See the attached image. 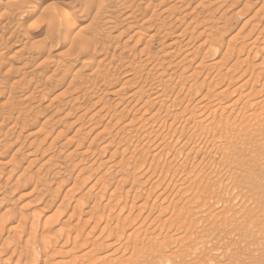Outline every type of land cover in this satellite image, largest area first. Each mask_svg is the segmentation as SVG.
Returning a JSON list of instances; mask_svg holds the SVG:
<instances>
[{
	"label": "rangeland",
	"instance_id": "374dc122",
	"mask_svg": "<svg viewBox=\"0 0 264 264\" xmlns=\"http://www.w3.org/2000/svg\"><path fill=\"white\" fill-rule=\"evenodd\" d=\"M89 1L0 0V264H264V0Z\"/></svg>",
	"mask_w": 264,
	"mask_h": 264
},
{
	"label": "bare ground",
	"instance_id": "6f19581e",
	"mask_svg": "<svg viewBox=\"0 0 264 264\" xmlns=\"http://www.w3.org/2000/svg\"><path fill=\"white\" fill-rule=\"evenodd\" d=\"M14 1H15V0H14ZM61 1H62V0H61ZM97 1H98V0H97ZM97 1H96V0H91V1L87 2V4L84 6V11L87 12L88 14H89V13L91 14V12H93V10L97 8V5H99L98 3L100 2V0H99L98 2H97ZM10 2H11V1H10ZM12 2H13V1H12ZM39 2H40V0H39ZM54 2H55V1H54ZM210 2H211V1H210ZM52 3H53V1H52L50 4H52ZM64 3H65V2H64ZM70 3H71V2H70ZM124 3H125V2H124ZM212 3H213V2H212ZM216 3H217V2H216ZM65 4H67V2H66ZM77 4H78V6H79V3H77ZM210 4H211V3H210ZM43 5H44V3H43ZM52 5H53V4H52ZM70 5H72V4H70ZM108 5H109V4H108ZM123 5H124V4H123ZM47 6H49V4H48ZM54 6H55V5H54ZM66 6H67V5H66ZM72 6H73V5H72ZM78 6H77V7H78ZM234 6H235V5H234ZM40 7H42V2L38 3V4L35 6V8H34V10H33V13H36L39 9H41ZM261 7H262V6H261ZM261 7H260V8H261ZM52 8H55V7H52ZM82 8H83V7H82ZM127 8H128V7H127ZM141 8H142V7H141ZM229 8H230V7H229ZM260 8H259V9H260ZM45 9H47V8L45 7ZM45 9H42V10H45ZM104 9H105V8H104ZM106 9H109V8H106ZM118 9H119V8H118ZM125 9H126V8H125ZM167 9H168V8H167ZM259 9H257V11H258ZM230 10H231V9H230ZM31 12H32V11H31ZM95 12H96V11H95ZM121 12H122V10H121ZM135 12H136V11H135ZM231 12H232V11H231ZM33 13H32V14H33ZM93 13H94V12H93ZM108 13H109V12H108ZM36 14H37V13H36ZM90 14H89V15H90ZM119 14H120V13H119ZM131 14H132V13H131ZM162 14H163V13H162ZM225 14H227V13L225 12ZM238 14H239V13H238ZM255 14H256V13H255ZM257 14H258V13H257ZM5 15H6V14H5ZM93 15H94V14H93ZM106 15H107V14H106ZM127 15H128V14H127ZM140 15H141V14H140ZM233 15H236V14H233ZM233 15H232V17H233ZM34 16H35V14H34ZM34 16H33V17H34ZM49 16H50V15H49ZM54 16H55V15H54ZM107 16H108V15H107ZM120 16H121V15H120ZM128 16H129V15H128ZM253 16H254V15H253ZM33 17H32V18H33ZM52 17H53V16H52ZM150 17H151V16H150ZM249 17H250V16H249ZM255 17H256V15H255ZM255 17H254V20H253L252 16H251V18L248 19V21H249L250 23H253V25H254V23H255L256 20H257V19L255 20ZM3 18H4V16H3ZM32 18H31V19H32ZM36 18H37V17H36ZM38 18H39V17H38ZM38 18H37V19H38ZM93 18H94V17H93ZM124 18H125V17H124ZM256 18H258L257 21H258L259 23H264V14H261V15H259V16L256 17ZM132 19H133V17H132ZM138 19H139V18H138ZM52 20H53V19H52ZM98 20H99V19H98ZM234 20H235V19H234ZM50 21H51V20H50ZM53 21H54V20H53ZM57 21H58V20H57ZM96 21H97V20H96ZM108 21H110V20H108ZM125 21H126V20H125ZM141 21H142V20H141ZM27 22H28V21H27ZM61 22H62V21H61ZM98 22H100V21H98ZM128 22H129V21H128ZM20 23H21V22H20ZM101 23H102V22H101ZM101 23H100V24H101ZM104 23H105V22H104ZM163 23H164V21H163ZM55 24H57V23H55ZM122 24H123V23H122ZM155 24H156V23H155ZM256 24H257V23H256ZM256 24H255V25H256ZM25 26H26V25H25ZM54 26H56V25H54ZM54 26H53V28H54ZM61 27H62V26H61ZM106 27H108V26H106ZM109 27H110V25H109ZM111 27H112V26H111ZM136 27H137V25H136ZM254 27H255V26H254ZM49 28H50V30H51V26H50ZM125 28H126V27H125ZM145 28H146V27H145ZM255 28H257V27H255ZM157 29H158V28H157ZM157 29H156V30H157ZM26 30H27V28H26ZM109 30H110V29H109ZM0 31H1V30H0ZM6 31H7V30H6ZM30 31H31V30H30ZM112 31H114V30H112ZM159 31H160V30H159ZM52 32H54V31H52ZM107 32H108V31H107ZM139 32H140V31H139ZM142 32H143V31H142ZM156 33H157V32H156ZM203 33H204V32H203ZM260 33H261V32H260ZM34 37H35V36H34ZM32 39H33V38H32ZM21 40H22V39H21ZM38 40H39V39H38ZM40 40H41V39H40ZM31 41H32V40H31ZM36 41H37V39H36ZM28 42H29V41H28ZM25 43H26V42H25ZM15 44H16V43H15ZM13 46H14V44H13ZM28 46H29V45H28ZM85 46H86V45H85ZM5 47H6V46H5ZM11 47H12V46H11ZM21 47H22V46H21ZM37 47H38V46H37ZM248 47H249V46H248ZM253 47H254V46H253ZM27 49H28V48H27ZM27 49H26V50H27ZM42 49H43V48H42ZM243 49H244V48H243ZM243 49H242V50H243ZM44 50H45V49H44ZM44 50H43V51H44ZM61 53H62V52H61ZM97 53H98V52H97ZM99 53H100V52H99ZM66 54H67V53H66ZM206 54H207V53H206ZM56 55H57V54H56ZM122 55H123V54H122ZM250 55H251V54H250ZM59 56H60V55H59ZM72 56H73V55H72ZM154 56H155V55H154ZM66 57H67V56H66ZM74 57H75V56H74ZM147 57H148V56H147ZM156 57H157V56H156ZM158 57H159V56H158ZM62 58H63V57H62ZM104 59H106V58L104 57ZM164 59H165V58H164ZM164 59H163V60H164ZM171 59H172V58H171ZM239 59H240V58H239ZM7 60H8V58H7ZM70 60H71V59H70ZM131 60H132V59H131ZM240 60H241V59H240ZM152 61H153V60H152ZM157 61H158V60H157ZM101 62H102V60H101ZM133 63H134V62H133ZM235 63H237V62L235 61ZM10 64H11V63H10ZM12 64H13V63H12ZM53 64H54V63H53ZM64 64H65V63H64ZM128 65H129V64H128ZM128 65H127V66H128ZM161 65H162V64H161ZM4 66H5V65H4ZM7 66H8V65H7ZM11 66H12V65H11ZM127 66H125V67H127ZM154 66H155V64H154ZM8 67H9V69H12V68L10 67V65H9ZM8 67H7V69H8ZM14 67H15V66H14ZM145 67H146V65H145ZM2 68H3V67H2ZM86 68H87V67H86ZM152 68H153V67H152ZM152 68H151V69H152ZM141 69H142V68H141ZM132 70H133V69H132ZM149 70H150V69H149ZM154 70H155V69H154ZM166 70H167V69H166ZM78 71H79V70H78ZM81 71H82V70H81ZM150 71H151V70H150ZM73 72H74V71H73ZM75 72H77V71H75ZM79 72H80V71H79ZM95 72H96V71H95ZM119 72H120V71H119ZM133 72H134V71H133ZM142 72H143V71H142ZM148 72H149V71H148ZM156 72H157V71H156ZM67 73H68V72H67ZM77 73H78V72H77ZM91 73H92V72H91ZM149 73H150V72H149ZM152 73H153V72H152ZM145 74H146V73H145ZM153 74H154V73H153ZM78 75H79V73H78ZM90 75H91V74H90ZM123 75H124V74H123ZM127 75H128V73H127ZM54 76H55V75H54ZM91 76H92V75H91ZM91 76H90V77H91ZM96 76H97V75H96ZM124 76H125V75H124ZM147 76H148V74H147ZM56 77H57V76H56ZM60 77H61V76H60ZM61 78H62V77H61ZM104 81H105V80H104ZM194 83H195V82H194ZM125 85H126V84H125ZM143 86H144V85H143ZM197 86H198V84H197ZM106 87H107V86H106ZM154 87H155V86H154ZM121 88H122V87H121ZM121 88H120V90H121ZM124 88H125V87H124ZM138 88H139V87H138ZM138 88H137V89H138ZM197 88H198V87H197ZM101 89H102V88H101ZM131 89H132V88H131ZM137 89H136V90H137ZM158 89H160V88H158ZM102 90H103V89H102ZM136 90H135V91H136ZM191 90H192V89H191ZM164 91H165V90H164ZM199 91H200V89H199ZM232 91H233V90H232ZM237 91H238V90H237ZM122 92H123V91H122ZM150 92H151V91H150ZM114 93H115V92H114ZM116 93H117V92H116ZM132 93H133V92H132ZM230 93H232V92H230ZM119 94H120V93H119ZM164 94H165V92H164ZM196 94H197V93H196ZM218 94H219V93H218ZM226 94H227V93H226ZM232 94H233V93H232ZM232 94H231V95H232ZM234 94H236V93L234 92ZM234 94H233V95H234ZM229 95H230V94H229ZM229 95H228V96H229ZM233 95H232V96H233ZM133 96H134V95H133ZM135 96H136V95H135ZM234 96H235V95H234ZM141 97H143V95H142ZM239 98H240V97H239ZM133 99H134V98H133ZM139 99H140V98H139ZM141 99H142V98H141ZM237 99H238V98H237ZM239 100H241V99H239ZM234 101H235V100H234ZM237 101H238V100H237ZM116 103H118V102H116ZM235 103H236V102H235ZM17 104H18V103H17ZM129 104H130V103H129ZM231 104H232V103H231ZM233 104H234V103H233ZM142 106H143V105H142ZM131 108H132V107H131ZM141 108H142V107H141ZM14 110H15V109H14ZM213 112H214V111H213ZM59 113H60V112H59ZM214 113H215V112H214ZM78 118H79V117H78ZM164 123H165V122H164ZM75 124H76V121H75ZM73 125H74V124H73ZM84 129H85V128H84ZM76 130H77V129H76ZM84 131H85V130H84ZM82 132H83V131H82ZM213 139H214V138H213ZM213 139H210V140H213ZM215 139H216V138H215ZM152 141H153V140H152ZM162 141H163V140H162ZM217 141H218V140H217ZM67 142H68V141H67ZM207 142H208V141H207ZM207 142H205V143H207ZM209 142H210V141H209ZM212 142H213V141H212ZM212 142H211V143H212ZM188 143H190V142H188ZM194 143H196V141L193 142L192 146L194 145ZM205 143H204V145H205ZM213 143H214V142H213ZM65 144H66V143H65ZM68 144H69V143H68ZM171 144H172V143H171ZM169 145H170V144H169ZM195 145H196V144H195ZM195 145H194V147H195ZM197 145H198V144H197ZM197 145H196V147H197ZM172 146H173V145H172ZM189 146H190V145H189ZM175 147H176V146H175ZM194 147H193V150H194ZM201 147H203V146L201 145ZM211 147H212V146H211ZM183 148H184V147H183ZM199 148H200V147H199ZM199 148H198V149H199ZM171 149H173V148H171ZM190 149H191V148H190ZM196 149H197V148H196ZM196 149H195V150H196ZM198 149H197V154H198ZM201 149H202V148H201ZM205 149H206V146H205ZM205 149H204V150H205ZM89 150H90V149H89ZM152 150H153V149H152ZM193 150H192V152H193ZM204 150H202V151H204ZM190 151H191V150H190ZM190 151H189V152H190ZM200 151H201V150H200ZM202 151H201V153H202ZM209 151H210V147H209ZM181 153H183V152L181 151ZM86 154H87V153H86ZM188 154H189V153H188ZM191 154H192V153H191ZM197 154H196V155H197ZM87 155H88V154H87ZM176 155H177V154H176ZM100 156H101V155H100ZM177 156H178V155H177ZM179 156H181V155L179 154ZM185 156H186V155H185ZM206 156H207V155H206ZM161 157H162V156H161ZM168 157H169V156H168ZM194 157H195V159H196L197 156H194ZM209 157H210V156H209ZM101 158H102V157H101ZM179 158H180V157H179ZM96 159H97V158H96ZM171 159H172V158H171ZM177 159H178V158H177ZM184 159H187V157H186V158L184 157ZM202 159H203V158H202ZM202 159H201V161H203ZM190 160H192V159H190ZM190 160H189V161H190ZM179 161H181V160L179 159ZM182 161H183V160H182ZM192 161H194V160H192ZM201 161H200V162H201ZM206 161H207V160H206ZM211 161H212V160H211ZM107 162H108V161H107ZM185 162H188V161L185 160ZM200 162H199V165L202 163V162H201V163H200ZM103 163H104V162H103ZM111 163H112V162H111ZM112 164H113V163H112ZM116 164H117V163H116ZM188 164L190 165V163H188ZM102 165H104V164H102ZM105 165H106V163H105ZM175 165H176V164H175ZM175 165H174V166H175ZM191 165H192V163H191ZM196 165H197V164H196ZM196 165L194 164L195 167H196ZM185 166H187V164H186ZM194 166H193V167H194ZM176 167L179 168L178 166H176ZM108 168H109V167H108ZM114 168H116V167H114ZM182 168H183V167H182ZM190 168H191V167H190ZM212 168H213V167H212ZM174 169H175V168H174ZM185 169L187 170L188 167L185 168ZM196 169H197V167L194 168V169H192V170H194V171H193V173H191V174L194 175V172L197 171ZM201 169H202V167H201ZM176 170H177V169H176ZM182 170H183V169H182ZM188 170H189V169H188ZM190 170H191V169H190ZM190 170H189V171H190ZM192 170H191V171H192ZM219 170H220V169H219ZM178 171H180V169H179ZM183 171H184V170H183ZM191 171H190V172H191ZM198 171H199V170H198ZM198 171H197V172H198ZM212 171H214V169H213ZM203 172H204V171H203ZM200 173H202V170L200 171ZM200 173H198V174H200ZM210 173H212V172H210ZM220 173H221V172H220ZM202 174H203V173H202ZM202 174H201V175H202ZM216 174H218V172H217ZM144 175H145V174H144ZM144 175L142 174V176H144ZM189 175H190V174H189ZM196 175H197V173H196ZM210 175H211V174H210ZM212 175L214 176V174H212ZM212 175H211V176H212ZM55 176H56V174H55ZM186 176H187V175H186ZM199 176H200V175H199ZM199 176L197 175V177H198L197 179H199ZM211 176H210V177H211ZM213 176H212V177H213ZM139 177H140V176H139ZM179 177H180V176H179ZM188 177H189V176H188ZM191 177H192V176H191ZM216 177H217V176H215L214 178H216ZM19 178H20V177H19ZM101 178H102V177H101ZM142 178H143V177H142ZM214 178H212V179H214ZM219 178H221V177H219ZM139 179H140V178H138V180H139ZM165 179H166V178H165ZM189 179H190V178H189ZM191 179H192V178H191ZM191 179H190V180H191ZM209 179H210V178H209ZM20 180H21V179H20ZM22 180H23V179H22ZM36 180H37V179H36ZM103 180H104V179H103ZM118 180H119V179H118ZM190 180H189V181H190ZM192 180H193V179H192ZM192 180H191V181H192ZM17 181H18V180H17ZM40 181H41V180H40ZM120 181H121V180H120ZM134 181H135V180H134ZM139 181H140V180H139ZM163 181H165V180H163ZM187 181H188V180H187ZM35 182H36V181H35ZM118 182H119V181H118ZM132 182H133V181H132ZM157 182H158V181H157ZM161 182H162V181H161ZM230 182H232V181L230 180ZM230 182H229V183H230ZM40 183H41V182H40ZM155 183H156V182H155ZM99 184H100V183H99ZM118 184H119V183H118ZM131 184H132V183H131ZM135 184H137V183H134V184H132V185H135ZM163 184H164V183H163ZM163 184H162V185H163ZM132 185H131V187H132ZM195 185H196V184H194V186H195ZM198 185H199V184H198ZM198 185H196V186H198ZM234 185L236 186L235 183H233V186H234ZM93 186H95V185H93ZM119 186H120V185H119ZM144 186H145V185H144ZM160 186H161V185H160ZM194 186H192V187H194ZM200 186H201V184H200ZM202 186H203V185H202ZM202 186H201V187H202ZM233 186H232V187H233ZM104 187H105V186H104ZM151 187H152V186H151ZM198 187H199V186H198ZM198 187H196V189H200V188H201V187H200V188H198ZM203 187H204V186H203ZM118 188H119V187H118ZM132 188H134V186H133ZM71 189H73V188H71ZM194 189H195V188H194ZM203 189H204V188H202V190H203ZM232 189H234V188H232ZM235 189H236V188H235ZM126 190H128V189H126ZM187 190H188V189H187ZM202 190H201V191H202ZM91 191H92V190H91ZM98 191H99V190H98ZM196 191L198 192V190H196ZM204 191H205V190H204ZM129 192H130V191H129ZM189 192L192 193L193 190H192V191L189 190ZM194 192H195V190H194ZM199 192H200V190H199ZM199 192H198V195H199ZM227 192H228V191H227ZM200 193H203V191L200 192ZM228 193H229V192H228ZM228 193H227V194H228ZM67 194H68V193H67ZM127 194H128V193H127ZM127 194H126V195H127ZM162 194H163V193H162ZM188 194H189V193H188ZM194 194H195V193H194ZM192 195H193V194H192ZM196 195H197V193H196ZM230 195H231V193H230ZM66 196H67V195H66ZM93 197H94V195H93ZM96 197H97V196H96ZM134 197H136V196L134 195ZM103 198H104V197H103ZM137 198H138V197H137ZM193 198H194V199H193L194 201H197V202L199 201V200H195V199H197L198 197L195 198V197L193 196ZM99 199H100V198H99ZM128 199H129V198H128ZM133 199H135V198H133ZM166 199H167V198H166ZM156 200H157V199H156ZM134 201H135V200H134ZM191 201H192V199H191ZM191 201H189V202H191ZM63 202H64V201H63ZM199 202H201V201H199ZM120 203H121V202H120ZM196 204H200V203H196ZM68 205H69V204H68ZM106 205H107V204H106ZM107 206H108V205H107ZM59 210H60V209H59ZM165 210H167V209H165ZM202 210H203V209H202ZM63 211H65V210L63 209ZM56 212H57V211H56ZM58 212H59V211H58ZM58 212H57V213H58ZM75 212H76V209H75ZM164 212H165V211H164ZM57 213H55L54 216H58V215L60 214V213H58V215H56ZM62 213H63V212H62ZM74 214H75V213H74ZM3 216H4L3 219H5V217H6L7 215L5 216V214H4ZM54 216H53V217H54ZM70 216H71V215H70ZM1 217H2V216H1ZM40 217H41V215H40ZM49 217H50V216H49ZM53 217H52V219H53ZM71 217H72V216H71ZM71 217H70V218H71ZM38 218H39V215H38ZM54 219H55V218H54ZM49 220H51V219H49ZM35 221H36V220H35ZM68 221H70V220H68ZM18 223H20V222H18ZM33 223H35V222H33ZM48 223H49V222H48ZM66 223H67V222H66ZM21 224H22V223H21ZM45 224H46V223H45ZM15 225H16V224H15ZM19 226H20V225H18V228H19ZM22 226H23V225H21L20 228H21ZM16 227H17V226H16ZM45 227H46V226H45ZM23 228H24V226L22 227V229H23ZM25 228H26V227H25ZM47 229H48V228H47ZM20 230H21V229H20ZM20 230H19V231H20ZM53 230H54V229H53ZM15 231H16V230H15ZM21 231H22V230H21ZM45 232H46V231H45ZM47 232H48V231H47ZM93 232H94V231H93ZM50 233H51V232H50ZM52 233H53V232H52ZM20 234H21V233H20ZM33 235H34V233H33ZM92 235H93V234H92ZM92 235H91V237H92ZM22 236H23V234H22ZM60 236H61V235H60ZM60 236H59V237H60ZM33 237H34V236H33ZM43 237H44V236H43ZM57 238H58V237H57ZM60 238H61V237H60ZM97 238H98V237H97ZM46 239H47V237H46ZM46 239H45V240H46ZM48 239H49V238H48ZM50 239H51V238H50ZM30 240H31V238H30ZM32 240H33V239H32ZM47 241H48V240H47ZM57 241H59V240L57 239ZM31 242H32V241H31ZM97 242H98V240H97ZM33 243H34V242H33ZM58 243H59V242H58ZM160 243H161V242H160ZM29 244H30V242H29ZM31 244H32V243H31ZM93 244H94V243H93ZM56 245H57V244H56ZM79 247H80V246H79ZM94 247H95V246H94ZM159 247L162 248V245H161V246L159 245ZM159 247H158V248H159ZM159 249H160V248H159ZM92 250H93V249H92ZM160 250H161V249H160ZM90 251H91V250H90ZM43 254H44V253H43ZM45 260H46V259H45ZM57 261H58V260H57ZM58 262H59V261H58ZM60 262H61V261H60Z\"/></svg>",
	"mask_w": 264,
	"mask_h": 264
}]
</instances>
